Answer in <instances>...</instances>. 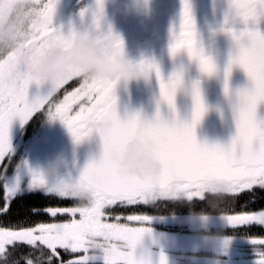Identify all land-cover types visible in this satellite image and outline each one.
<instances>
[{"label": "snow or ice", "instance_id": "obj_1", "mask_svg": "<svg viewBox=\"0 0 264 264\" xmlns=\"http://www.w3.org/2000/svg\"><path fill=\"white\" fill-rule=\"evenodd\" d=\"M37 9H43L48 22L41 31L37 44L52 39L69 40L63 32L52 28L51 18L56 10L58 0H28ZM15 0H12L14 6ZM97 7L93 11V23L99 28L103 19V0H96ZM180 21L190 14L193 8L190 0L182 5ZM82 15H84L82 13ZM225 23L231 25L226 28L235 42L232 53L225 68V93L229 94L227 83L233 65L242 67L250 80V85L238 89L232 103L236 132L230 143H201L197 140L195 126L200 121L206 105L200 92L199 81L192 82L190 88L185 85L184 90L190 91L194 101L191 121L183 120L178 115L169 119L161 115L160 105H167L170 113H176V99L178 88L184 75V68L178 67L171 75H161L160 66L155 60L147 61L159 78L160 90L157 100L155 123L151 134L159 141L161 155L166 160L169 174L180 173L188 178L187 187L193 193L199 188L203 176L222 173L232 185L224 207L228 215L220 219L233 227H264V208L246 210L257 200L264 199V118L257 114L258 105L264 103V31L259 29L258 22L264 19V0H229L225 11ZM237 24L243 25L236 27ZM177 35L172 31V38ZM113 39L119 45L122 43L118 36ZM171 52L177 55L175 45ZM201 71L212 74L218 71L217 65L211 58L201 52ZM69 82L78 84L69 90ZM28 81L17 90L19 99L18 113L21 123L29 120L35 109L44 104L57 106L58 112L67 122L75 139L79 140L87 134L85 121L97 112L103 111L116 121V127L105 138V155L94 165H90L89 172L104 169L109 173L108 190L102 191L98 203L91 213L89 223L94 224L96 235L104 236L111 242L135 241L136 233L126 231L124 224H134L139 214H126L129 207L144 208L151 205L160 185L139 184L133 178L121 176L111 172L108 153L112 147L122 146L127 135L133 130L139 120L138 114L121 118L117 115L116 96L113 93L114 83L105 81L98 89L84 85L74 76L62 81L55 95L48 98L27 96ZM61 90L63 96L61 98ZM99 97V100H97ZM2 103V101H0ZM91 109V111H89ZM11 122L0 118V264H90L98 257L89 239L92 229L85 227L83 218L86 215L80 210L76 198L66 194L60 183L50 184L42 173L34 172L27 189L22 187L19 175L10 178L7 169L11 166L12 145L10 142ZM17 170L19 165L16 166ZM35 189L44 191L46 197L55 202L45 205H26V212H17L13 219V205L18 199L23 201V194ZM193 195V199H196ZM239 208L240 210H237ZM48 217V219H43ZM122 218L125 222H121ZM254 244H264V236L249 237ZM256 264H264V250L257 249ZM104 264H151L143 257L131 261L122 256L118 247H114L110 259H104ZM161 264H165L161 260Z\"/></svg>", "mask_w": 264, "mask_h": 264}, {"label": "flooded vegetation", "instance_id": "obj_2", "mask_svg": "<svg viewBox=\"0 0 264 264\" xmlns=\"http://www.w3.org/2000/svg\"><path fill=\"white\" fill-rule=\"evenodd\" d=\"M137 2L138 0H103V19L99 28H97L93 23L92 15L97 7L96 0H58L56 10L51 18L52 28L48 31L57 29L63 32L65 36H70V39H52L40 44H37V41L44 35L41 29L47 24L48 18L43 14V9L34 7L39 23L25 38V46L33 50L38 56L49 48L53 42L66 47L71 46L76 38L75 34L87 30L110 43L114 58L122 56L137 68L147 63V61L159 59L166 52H171L172 45H175L176 51L192 49L194 53L202 51L205 57L211 58L210 52L217 49V47L234 42L231 33L226 30L231 25H226L224 15L229 0H190L193 16L190 14L182 22L180 16L183 11L182 5L186 3V0H149L151 11L148 15L137 11ZM242 26L241 24L236 25V27ZM257 26L261 31H264V19H261ZM174 29L177 35L171 39ZM114 36H118L122 43L118 45L113 39ZM6 49L3 74L6 82H10V88H12L10 93L15 92L11 99L6 97L0 103V118L13 121L10 126V133L12 132L10 139L12 145L11 166L7 169V174L14 179L18 173L22 187L25 189L30 184L34 172L42 173L50 184H62L66 194L76 198L80 210L86 214L83 218L85 227L88 226L94 230V224L89 222L101 192L85 184L76 175L75 166L84 155L87 146L96 139L100 120L105 113L101 111L90 116L84 123L87 134L77 140L67 122L58 112L55 104H50L47 107L40 104L32 113V116H29V120L21 123L18 113L22 109L17 106L19 99L16 93L27 80V96L29 99L46 94H48V98H51L52 95L57 93L62 81L76 76L84 85L94 86V90L98 89L105 81H112L114 83L113 93L117 99L120 96V90L127 88L129 82L121 76H86L79 69L69 72L55 82L43 80L36 76L30 64L21 59L14 48L8 47ZM199 58L200 56L197 57V59ZM166 65L171 67L169 64ZM193 67L191 66L188 69L187 82L191 84L199 81L200 86H205L208 93H214L216 91L215 85L206 77L194 72ZM171 73H168L165 77L171 75ZM158 86L160 87V83ZM65 87L71 90L73 87H78V84L69 82ZM60 95L62 98L63 90H61ZM97 100H99V97H97ZM17 165H19L18 170ZM174 186L188 188L187 184H174L166 190ZM2 191L3 189L0 188V194H2ZM24 196H34L37 201L39 196L48 203L55 202L46 197L41 189H35L33 192L26 191L23 194ZM196 200L202 199L192 201L156 200L153 205H157L156 203L160 201V212L155 211L142 215L150 216L145 218L147 221L146 227L120 226L126 231L136 233L138 236L136 241H117L127 245V247L121 249L122 251L120 250L121 253L128 251L129 254L132 253L135 257L138 256V252L135 250L137 248L133 243L143 244V241L146 243H149L148 241L155 242L151 247H148V259L153 263L161 264V260H163L165 264H173L174 260L172 257H168V253H177V255L192 253V248H195V245L187 247L185 243L187 238L193 239V235L202 232V230L207 234L212 233L217 227L213 225V222L216 221L214 218L228 215V213H206L207 227L193 228L189 220L195 212H183L179 209V205L184 202L192 203ZM18 202L19 199L14 202L13 206ZM17 210L20 215L24 214L21 209L17 208ZM134 210L135 208L130 206L126 214H134L132 213ZM16 215L17 213L13 214L12 218L15 219ZM219 225L220 230H232L233 228V226L224 223H219ZM174 238H176V241ZM156 241L159 245H155ZM170 242H174V245H177L175 247L182 249V251L173 250ZM154 247L162 249V251L156 254L151 251V248ZM188 248L191 249L188 250Z\"/></svg>", "mask_w": 264, "mask_h": 264}, {"label": "water", "instance_id": "obj_3", "mask_svg": "<svg viewBox=\"0 0 264 264\" xmlns=\"http://www.w3.org/2000/svg\"><path fill=\"white\" fill-rule=\"evenodd\" d=\"M235 42L225 43L210 52L212 61L217 65L218 71L212 74L201 71V57L194 54L192 49L176 51L174 56L172 52L164 53L159 59L155 60L160 66L161 75H167L178 67L184 68V75L181 80V87L178 88L176 99V113H170L167 105L161 104V115L166 118H173L178 115L179 118L191 121L192 108L194 101L191 99L190 91H185L187 85L186 76L188 69L194 65V72L206 77L214 85L216 91L212 94L207 92L205 86H200V92L206 111L200 121L195 126L197 140L201 143H219L227 145L235 135V118L232 110V103L235 99V92L238 89L250 85V80L245 70L239 65H233L227 83L229 94L225 93V68L228 64L232 53L234 52ZM169 64L171 67H167ZM140 75L136 79H127V88L120 90V96L116 99L117 115L124 118L127 115L138 114L139 120L133 130L127 135L122 146L112 147L108 153V159L111 165V172L121 176L133 178L139 184L160 185L157 191H164L174 184H188V178L180 173L169 174L166 160L161 155L159 141L151 134V128L155 123L157 110V100L159 99L158 86L159 78L156 77L154 69L148 66V63L137 67ZM257 114L264 118V103L258 105ZM108 120L110 123L107 127L100 126L94 142L87 146L84 155L80 158L75 166L76 175L92 189L102 192L107 191L109 183V173L104 169H97L88 173L86 171L90 165L97 164L105 155V138L108 137L116 127V121L109 115L104 114L100 120ZM133 142L139 146L141 153L147 154L156 170L147 173H133L126 165L122 163L123 156L128 147ZM229 183L228 178L222 173L209 174L202 177L200 183ZM217 223H224L222 220ZM225 224V223H224Z\"/></svg>", "mask_w": 264, "mask_h": 264}, {"label": "clouds", "instance_id": "obj_4", "mask_svg": "<svg viewBox=\"0 0 264 264\" xmlns=\"http://www.w3.org/2000/svg\"><path fill=\"white\" fill-rule=\"evenodd\" d=\"M136 9L144 15L150 14L149 0H138ZM38 23L36 10L28 0H16L11 12L7 10V6L0 12V48H14L40 79L55 82L76 69L93 77L121 76L131 80L143 75L124 57L114 58L110 43L87 30L77 32L71 46L53 42L37 56L24 42ZM109 123L104 120L100 122V126L107 127ZM138 148L136 142L130 144L122 163L133 173L155 171L156 166L151 158L141 153ZM224 194L227 196L230 193L225 190ZM189 223L193 228H206L207 214L193 213Z\"/></svg>", "mask_w": 264, "mask_h": 264}, {"label": "rangeland", "instance_id": "obj_5", "mask_svg": "<svg viewBox=\"0 0 264 264\" xmlns=\"http://www.w3.org/2000/svg\"><path fill=\"white\" fill-rule=\"evenodd\" d=\"M5 6H7V10L11 12L12 8L14 7L12 4V0H0V12L4 11ZM5 51L7 52V49L0 48V101L5 99L6 97L7 99H11L15 94V92L10 93L12 91V88H10V82H6L5 75L3 74V65L6 59V55H4ZM9 121L13 123L12 120ZM10 134L11 139L12 132ZM225 190L231 193L232 185L229 183H201L195 193H193L186 187L174 186L166 191H157L151 205H153L155 201L159 199H168L169 201H192L194 200L193 195H196V199H204L209 194H224ZM157 203H160V201ZM148 217L150 216H137V223L124 224L122 226L131 228H144L146 227L147 223L145 218ZM43 219L48 218L43 217ZM121 222H125L124 219H122ZM213 223V225L217 227H215L216 229L212 233L207 234V232L202 230V232L193 235V239L187 238V240L185 241L187 247H192L195 245V248H192V253L180 255H177V253H168V257H172V259L174 260L173 264H256V260L258 257L257 249L259 248L261 250H264V244H254L249 237L254 235L264 236V231H261L262 229H264V227L253 225L251 227H233L232 230H220L219 223H217V221ZM87 228L91 229L88 226ZM89 239L98 257L95 261H91L90 264H104V259L111 258V252L114 247H118L120 250L127 247V245L124 243L111 242L104 236L96 235L94 230H92V234L90 235ZM174 239L176 241V238ZM148 242L149 243L143 241V244L133 243L135 248H137L134 249L136 250V252H138V256L136 257L132 253L129 254L128 251L121 254L122 256H126L131 259L130 262L135 260L137 257H143L147 261H150L151 264H159L153 263L150 259H148V247H151L152 244L155 243L150 241ZM170 243L172 244L171 246H173V250L178 249L179 251H182V249L175 247L177 245H174V242ZM155 245H159L157 241ZM190 249L191 248H188V250ZM151 251L158 254V252L162 251V249L160 250L159 248L154 247L151 248Z\"/></svg>", "mask_w": 264, "mask_h": 264}, {"label": "trees", "instance_id": "obj_6", "mask_svg": "<svg viewBox=\"0 0 264 264\" xmlns=\"http://www.w3.org/2000/svg\"><path fill=\"white\" fill-rule=\"evenodd\" d=\"M229 195H225V194H209L207 195L204 199L202 200H196L192 203H180L179 205V209L183 212H201V213H215V214H224V213H228L227 209L224 207L225 202L227 201ZM23 201L21 202L19 200V202L13 206V214L17 213V208L21 209L23 213L26 212V205H45L46 203H48V201H46L45 199H42L38 196V201L36 200V197L34 196H24L23 197ZM264 208V199H257L255 201H253L248 209L246 210H255L258 211L260 209ZM160 203H157V205H146L145 209L144 208H135V210L132 212L134 214H139V212L141 211H146L143 214H149L151 212H155V211H160ZM237 210H240L239 208H237ZM20 212V211H19ZM142 214V215H143ZM221 217H217L214 218L216 219V221H221L220 219ZM14 219V218H13ZM261 231H264V229H262ZM94 264H98V263H94Z\"/></svg>", "mask_w": 264, "mask_h": 264}]
</instances>
